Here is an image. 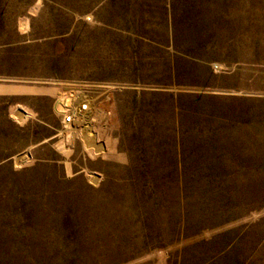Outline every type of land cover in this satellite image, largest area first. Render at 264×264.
I'll return each instance as SVG.
<instances>
[{
	"label": "rangeland",
	"instance_id": "374dc122",
	"mask_svg": "<svg viewBox=\"0 0 264 264\" xmlns=\"http://www.w3.org/2000/svg\"><path fill=\"white\" fill-rule=\"evenodd\" d=\"M0 264H264V0H0Z\"/></svg>",
	"mask_w": 264,
	"mask_h": 264
},
{
	"label": "built area",
	"instance_id": "2783aa9c",
	"mask_svg": "<svg viewBox=\"0 0 264 264\" xmlns=\"http://www.w3.org/2000/svg\"><path fill=\"white\" fill-rule=\"evenodd\" d=\"M58 114L61 116V125L64 129L71 128L80 119V110L77 108L68 107L62 111L58 110Z\"/></svg>",
	"mask_w": 264,
	"mask_h": 264
},
{
	"label": "bare ground",
	"instance_id": "6f19581e",
	"mask_svg": "<svg viewBox=\"0 0 264 264\" xmlns=\"http://www.w3.org/2000/svg\"><path fill=\"white\" fill-rule=\"evenodd\" d=\"M73 106H76L77 107V110L79 109L80 110V115L79 116H82L84 113V108H85V106L83 107V106H81V102H77L76 103V101H74L73 103H71V104H64L63 105V109L62 110H65L66 108H68V107H73ZM89 154L90 155H92V153L91 152H89Z\"/></svg>",
	"mask_w": 264,
	"mask_h": 264
}]
</instances>
